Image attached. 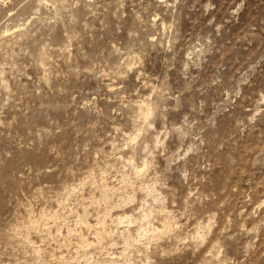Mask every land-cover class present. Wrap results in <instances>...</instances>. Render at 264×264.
<instances>
[{
	"label": "rangeland",
	"instance_id": "rangeland-1",
	"mask_svg": "<svg viewBox=\"0 0 264 264\" xmlns=\"http://www.w3.org/2000/svg\"><path fill=\"white\" fill-rule=\"evenodd\" d=\"M0 264H264V0H0Z\"/></svg>",
	"mask_w": 264,
	"mask_h": 264
},
{
	"label": "bare ground",
	"instance_id": "bare-ground-1",
	"mask_svg": "<svg viewBox=\"0 0 264 264\" xmlns=\"http://www.w3.org/2000/svg\"><path fill=\"white\" fill-rule=\"evenodd\" d=\"M148 112V111H147ZM144 119V118H143ZM144 124V123H143ZM139 176H140V174H139ZM118 223V222H117ZM140 231V230H139ZM99 233V232H98ZM101 236V235H100ZM199 238V237H198ZM137 240V239H136Z\"/></svg>",
	"mask_w": 264,
	"mask_h": 264
}]
</instances>
